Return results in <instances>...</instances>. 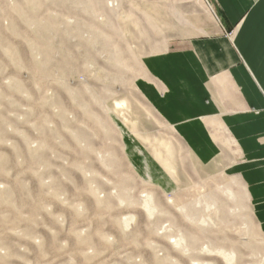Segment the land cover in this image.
Masks as SVG:
<instances>
[{
  "label": "rangeland",
  "instance_id": "374dc122",
  "mask_svg": "<svg viewBox=\"0 0 264 264\" xmlns=\"http://www.w3.org/2000/svg\"><path fill=\"white\" fill-rule=\"evenodd\" d=\"M212 26L191 0H0V264H264L233 139L198 165L138 88Z\"/></svg>",
  "mask_w": 264,
  "mask_h": 264
},
{
  "label": "crops",
  "instance_id": "0c3cea01",
  "mask_svg": "<svg viewBox=\"0 0 264 264\" xmlns=\"http://www.w3.org/2000/svg\"><path fill=\"white\" fill-rule=\"evenodd\" d=\"M191 1L214 33L193 39L185 50L145 56L138 88L198 165H226L233 154L223 143L233 139L239 162L227 167L244 181L264 234V0ZM128 147L137 172L147 175L133 143ZM148 171L152 180H163Z\"/></svg>",
  "mask_w": 264,
  "mask_h": 264
},
{
  "label": "bare ground",
  "instance_id": "6f19581e",
  "mask_svg": "<svg viewBox=\"0 0 264 264\" xmlns=\"http://www.w3.org/2000/svg\"><path fill=\"white\" fill-rule=\"evenodd\" d=\"M224 79H225V78H224ZM140 156H142V154H141V153H140ZM165 184H167V185L171 186V185H170V182H167V183H165Z\"/></svg>",
  "mask_w": 264,
  "mask_h": 264
},
{
  "label": "clouds",
  "instance_id": "9594fccd",
  "mask_svg": "<svg viewBox=\"0 0 264 264\" xmlns=\"http://www.w3.org/2000/svg\"><path fill=\"white\" fill-rule=\"evenodd\" d=\"M0 187H3V185H0Z\"/></svg>",
  "mask_w": 264,
  "mask_h": 264
},
{
  "label": "built area",
  "instance_id": "2783aa9c",
  "mask_svg": "<svg viewBox=\"0 0 264 264\" xmlns=\"http://www.w3.org/2000/svg\"><path fill=\"white\" fill-rule=\"evenodd\" d=\"M205 1V0H204Z\"/></svg>",
  "mask_w": 264,
  "mask_h": 264
}]
</instances>
